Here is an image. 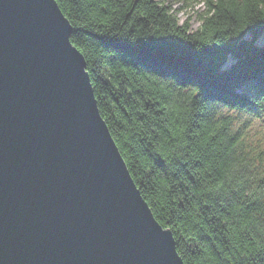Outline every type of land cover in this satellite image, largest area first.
Here are the masks:
<instances>
[{
  "label": "trees",
  "instance_id": "trees-1",
  "mask_svg": "<svg viewBox=\"0 0 264 264\" xmlns=\"http://www.w3.org/2000/svg\"><path fill=\"white\" fill-rule=\"evenodd\" d=\"M56 2L184 264H264V0H202L195 29L168 0Z\"/></svg>",
  "mask_w": 264,
  "mask_h": 264
},
{
  "label": "water",
  "instance_id": "water-1",
  "mask_svg": "<svg viewBox=\"0 0 264 264\" xmlns=\"http://www.w3.org/2000/svg\"><path fill=\"white\" fill-rule=\"evenodd\" d=\"M71 33L56 0H0V264H184Z\"/></svg>",
  "mask_w": 264,
  "mask_h": 264
},
{
  "label": "rangeland",
  "instance_id": "rangeland-1",
  "mask_svg": "<svg viewBox=\"0 0 264 264\" xmlns=\"http://www.w3.org/2000/svg\"><path fill=\"white\" fill-rule=\"evenodd\" d=\"M168 2L172 8L177 9L176 13L180 20L188 18L190 27L193 29L199 25V13L203 9L202 0H168ZM258 40L264 42V34ZM229 112L233 113V111ZM251 120L256 126L260 125L255 119Z\"/></svg>",
  "mask_w": 264,
  "mask_h": 264
}]
</instances>
